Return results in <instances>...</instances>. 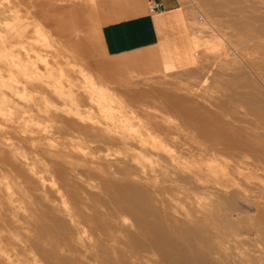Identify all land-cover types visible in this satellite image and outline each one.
<instances>
[{
    "label": "rangeland",
    "instance_id": "374dc122",
    "mask_svg": "<svg viewBox=\"0 0 264 264\" xmlns=\"http://www.w3.org/2000/svg\"><path fill=\"white\" fill-rule=\"evenodd\" d=\"M164 1L191 38L167 60L196 61L121 73L100 28L125 0H7L0 264H264V35L240 0Z\"/></svg>",
    "mask_w": 264,
    "mask_h": 264
},
{
    "label": "crops",
    "instance_id": "0c3cea01",
    "mask_svg": "<svg viewBox=\"0 0 264 264\" xmlns=\"http://www.w3.org/2000/svg\"><path fill=\"white\" fill-rule=\"evenodd\" d=\"M156 1L162 3L165 10L151 15L147 11V0H125L122 5L111 8L113 12L124 13L123 18L105 23L100 28L104 53L121 73L135 70V66L147 70L149 60H153L164 73L193 66L183 65L186 60L196 61L194 51L192 58L179 56L175 61L167 60L174 47L185 42L186 36L191 41L190 21L182 7L169 6L164 0ZM6 2L0 0V12ZM135 56H142V61L139 59V64L134 66L127 61L128 57L133 60Z\"/></svg>",
    "mask_w": 264,
    "mask_h": 264
},
{
    "label": "bare ground",
    "instance_id": "6f19581e",
    "mask_svg": "<svg viewBox=\"0 0 264 264\" xmlns=\"http://www.w3.org/2000/svg\"><path fill=\"white\" fill-rule=\"evenodd\" d=\"M227 1V0H226ZM241 1V3H240V7H238V5H237V7H238V10H239V13H247L248 14V16H247V19L245 20V22L244 23H241V24H239V26L241 27V28H243V27H251V28H253L256 32H258L259 34H262V35H264V15H261L260 17H256L255 15H257V12H258V8H257V6H255L253 3L251 4V3H248V0H240ZM231 1H228V3H230ZM237 2V1H236ZM223 3H226V4H228L227 2H223ZM238 3V2H237ZM225 4V5H226ZM224 6V5H223ZM225 7V6H224ZM221 8H222V5H221ZM235 9V8H234ZM217 11V10H216ZM223 11V10H222ZM227 11H228V9H227ZM232 11V10H231ZM219 12V11H218ZM213 14H214V12H213ZM254 98H257V96L255 97H253V100L252 101H254L255 99ZM245 99V97H242L241 98V100H244ZM258 100V99H257ZM256 100V101H257ZM258 102H260L259 100H258ZM260 103H262L263 104V102H260ZM258 104V103H257ZM264 105V104H263ZM253 106V105H252ZM259 106V105H258ZM255 111V110H254ZM256 111H257V109H256ZM256 112H254V114H255ZM264 121V120H263ZM224 146V145H223ZM148 182V181H147ZM170 187V186H169ZM129 189V188H128ZM131 190H133V189H131ZM144 200V199H143ZM144 208H145V206H144ZM234 210V209H233ZM232 211V210H231ZM156 215V214H155ZM159 215V214H158ZM160 216V215H159ZM161 221V220H160ZM157 223V222H156ZM159 223V222H158ZM163 224H164V222H163ZM153 225V224H152ZM159 225H162V224H159ZM149 227H150V225H149ZM156 227V226H155ZM159 227V226H158ZM162 227V226H161ZM163 228V227H162ZM199 228V227H198ZM157 229V228H156ZM159 229V228H158ZM157 229V230H158ZM190 230V229H189ZM163 231H164V229H163ZM163 231H162V233H163ZM161 232H159V234H160ZM158 234V233H157ZM147 235V234H146ZM163 235V234H162ZM184 235V234H183ZM185 235H186V232H185ZM164 236V235H163ZM162 236V238H164ZM219 236V235H218ZM187 237V236H186ZM156 239V238H155ZM161 239V238H160ZM191 239V238H190ZM162 240V239H161ZM235 240V239H234ZM192 241V240H191ZM160 241H158L157 243H159ZM163 242V241H162ZM224 242V241H223ZM169 244V243H168ZM176 244V243H175ZM155 245V244H154ZM157 245V244H156ZM161 246H162V244H160ZM182 246V245H181ZM160 247V246H159ZM163 247V246H162ZM180 247V246H179ZM183 247V246H182ZM185 247V246H184ZM183 247V248H184ZM156 249V248H155ZM162 250V249H161ZM160 251V250H159ZM179 251H180V249H179ZM182 252H183V250H181ZM203 253V252H202ZM179 254H181V253H179ZM178 255V254H177ZM181 259V258H180ZM172 260V259H171ZM185 260V259H184ZM191 263H193L192 262V260H188L187 261V259L184 261V264H191ZM197 264H211V261L207 258V257H200V260L198 261L197 260V262H196Z\"/></svg>",
    "mask_w": 264,
    "mask_h": 264
},
{
    "label": "built area",
    "instance_id": "2783aa9c",
    "mask_svg": "<svg viewBox=\"0 0 264 264\" xmlns=\"http://www.w3.org/2000/svg\"><path fill=\"white\" fill-rule=\"evenodd\" d=\"M165 10V6L156 1V0H148L147 1V11L149 14H155L157 12H161Z\"/></svg>",
    "mask_w": 264,
    "mask_h": 264
}]
</instances>
